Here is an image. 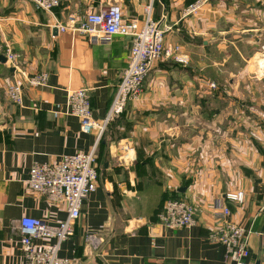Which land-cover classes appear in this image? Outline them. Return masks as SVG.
I'll return each instance as SVG.
<instances>
[{
  "label": "crops",
  "instance_id": "obj_1",
  "mask_svg": "<svg viewBox=\"0 0 264 264\" xmlns=\"http://www.w3.org/2000/svg\"><path fill=\"white\" fill-rule=\"evenodd\" d=\"M195 1L59 0L55 17L63 25L69 16L80 19L111 2L125 19L139 22L150 9L165 30V43L181 45L189 56L187 66L157 61L141 93L99 143L67 113V91L88 89L93 117L102 121L127 65L131 38L117 35L104 45L84 33L53 34L47 12L26 0H0V40L20 56L15 69L0 65L7 73L0 75V90L17 82L23 96L20 106L0 103V264H27L19 243L22 217L51 227L66 217L64 205L29 189L30 167L92 149L97 186L73 234L60 245V257L72 264H233L208 235L221 223L213 200L240 191L242 203L223 199L227 220L253 232L246 263L264 264V90L253 79L250 87H238L235 80L251 77L226 65L238 45L253 49L261 41L256 33L264 35L258 24L264 22V0H209L187 15ZM254 59L264 76V47ZM39 73H47L43 86L25 83V75ZM172 197L196 206L195 225H160L164 201ZM87 235L98 239L94 247L85 244Z\"/></svg>",
  "mask_w": 264,
  "mask_h": 264
},
{
  "label": "built area",
  "instance_id": "obj_2",
  "mask_svg": "<svg viewBox=\"0 0 264 264\" xmlns=\"http://www.w3.org/2000/svg\"><path fill=\"white\" fill-rule=\"evenodd\" d=\"M26 1L36 11L47 12L53 17V27L57 33L71 31L88 34L93 40L104 45L110 44L113 37L117 35L131 38L127 65L116 87L108 113L102 121L98 122L93 117L88 89L67 91V113L78 119L79 129L83 134L95 133L99 139L110 119L120 115L128 102L138 97L145 77L160 59L165 58L181 66L189 64V56L181 45L165 43V30L159 22L151 18L150 9H147L144 19L139 22L125 19L120 5L117 2H111L80 19L69 16L68 25H63L55 17L59 0ZM208 1L196 0L186 9V14L197 13ZM2 55L6 59L7 67L17 68L20 58L18 54L9 48ZM46 80L47 73L24 76L25 83L30 87L43 86ZM209 86L215 88L214 84ZM4 94L9 103L15 106L22 104V87L19 83L14 82L8 85ZM97 180L95 149L88 153L62 156L53 164L34 163L30 167L26 180L29 189L45 196L53 204L64 205L66 217L55 227L33 217H22L19 220V243L27 264H72L70 260L59 256V247L73 234V226L81 215L83 204L95 191ZM223 199L242 203L243 193L229 192L224 195V198L213 200L212 208L214 213L221 217V223L211 231L208 239L224 247L227 261L233 264H247L248 240L253 232L227 220L230 211L224 205ZM196 213L195 205L184 200L170 199L164 203L158 219L160 225L166 229H183L195 225ZM259 236L264 257V230L259 233ZM41 240L51 242L45 246H38L36 242ZM84 242L94 247L98 239L87 235L84 237Z\"/></svg>",
  "mask_w": 264,
  "mask_h": 264
},
{
  "label": "rangeland",
  "instance_id": "obj_3",
  "mask_svg": "<svg viewBox=\"0 0 264 264\" xmlns=\"http://www.w3.org/2000/svg\"><path fill=\"white\" fill-rule=\"evenodd\" d=\"M258 24L261 25L260 28L264 27V22H259ZM253 34H255V32ZM262 34H264V32ZM256 35L260 37L261 41L257 43H253L254 45L253 49H249L250 48L249 46L245 48V47H240L241 45L240 46L238 45L237 49L234 52H232L233 56L230 58V60L227 62L226 65L232 70H238V71L240 69L246 70V73H248V75L251 77V78L246 77L247 80H243L242 82L240 81V79L235 80V81H238L239 83L238 87H242V88H246V86L250 87L249 82L254 80L256 81V84H254V87L264 90V76H261L259 72H257V64L255 63V59H254L255 55L259 52V50H261V48L264 47V35L262 36L260 35V33H256ZM9 48L13 51V49L9 47V44H7L5 41L0 40V54H3L6 51V49H9ZM5 67L7 66L5 65ZM6 74H7L6 68L2 67V70L0 69V75L5 76ZM232 79L234 80L235 78H232ZM218 82L220 84H223V86L225 87H229L227 79L219 78ZM5 99L6 97H5L4 91L0 90V103L3 104V100Z\"/></svg>",
  "mask_w": 264,
  "mask_h": 264
},
{
  "label": "trees",
  "instance_id": "obj_4",
  "mask_svg": "<svg viewBox=\"0 0 264 264\" xmlns=\"http://www.w3.org/2000/svg\"><path fill=\"white\" fill-rule=\"evenodd\" d=\"M124 110H125V109H124ZM124 110H123V112H122L120 115L114 116V117H112V118L110 119V121L108 122V124H107V126H106V129H105L104 133L107 131L108 127L111 125V123L113 122V120H114L115 118L121 116V115L124 113ZM104 133H103L102 136L100 137V139H99V141H98L99 143H100L102 137L104 136ZM96 164H97V157H96ZM170 199L181 200L180 198H177V197H172V198H169L168 200H170ZM165 202H166V201H164V203H165Z\"/></svg>",
  "mask_w": 264,
  "mask_h": 264
},
{
  "label": "water",
  "instance_id": "obj_5",
  "mask_svg": "<svg viewBox=\"0 0 264 264\" xmlns=\"http://www.w3.org/2000/svg\"><path fill=\"white\" fill-rule=\"evenodd\" d=\"M53 34H56V30L53 31ZM255 41H257V39H255ZM5 64H6V59H5V57H4L2 54H0V65H5ZM10 71L12 72L13 69H10ZM182 191H184V189H182ZM255 264H260V261L257 260V261L255 262Z\"/></svg>",
  "mask_w": 264,
  "mask_h": 264
}]
</instances>
